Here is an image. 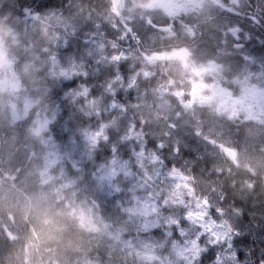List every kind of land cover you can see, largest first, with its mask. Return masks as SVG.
I'll list each match as a JSON object with an SVG mask.
<instances>
[{"label": "rangeland", "instance_id": "obj_1", "mask_svg": "<svg viewBox=\"0 0 264 264\" xmlns=\"http://www.w3.org/2000/svg\"><path fill=\"white\" fill-rule=\"evenodd\" d=\"M103 1L59 0L52 8L11 19L0 30V127L12 126L11 138H17L18 128L26 124L18 149L44 154L46 182L63 183L71 192L94 174L91 188L103 191L106 202L93 210L72 197L70 213L52 215L45 209L52 228L36 242L22 234V263L259 264L264 260V130L259 127L264 124V101L259 100L264 97V63L253 64L255 97L249 109L239 98L252 85L247 78L241 81L224 50L232 39L248 46L242 54L250 51L255 59L257 53L249 48H261L264 42L260 36H250L264 30L256 16L264 13V0H174L164 9L176 17L175 27L166 33L137 21L145 50L165 45H159L160 40L180 44L176 49L183 57L175 55L164 64L156 57L151 62L136 58L133 53L139 45L131 37L120 39L123 25L112 16L120 0L115 5L105 0V7ZM162 1L153 0L151 6L162 8ZM247 7L256 10L242 14ZM238 28L246 33L235 38L232 33ZM188 39L199 40L196 49L186 51L183 42ZM29 75L36 93L60 88L55 100L49 94L44 100L33 96L22 81ZM195 75L199 81L185 84L183 90L193 93L196 104L213 106L221 117L230 116L239 125L233 134L236 140L220 139L233 122L206 116L192 105L177 118L179 101L166 81ZM207 77L211 83H206ZM236 83L240 86L235 97ZM59 115L63 118L58 136L53 131L39 136L46 120L54 123ZM242 115L246 120L238 119ZM194 129L202 135L196 136ZM161 142L164 148L157 147ZM184 150L208 159L205 167L231 174L235 188L231 195L246 192L239 194L242 199L254 193L255 210L246 219L244 212L250 208L228 210L223 189L210 199L203 189L211 191V186L193 175L182 160ZM233 150L236 158L229 156ZM5 151L7 158L8 148ZM69 161L81 170L73 172ZM10 199L11 194L0 187V215Z\"/></svg>", "mask_w": 264, "mask_h": 264}, {"label": "clouds", "instance_id": "obj_2", "mask_svg": "<svg viewBox=\"0 0 264 264\" xmlns=\"http://www.w3.org/2000/svg\"><path fill=\"white\" fill-rule=\"evenodd\" d=\"M112 3L115 5L116 0H112ZM152 3L153 0H120L117 11L112 13L114 20H118L119 24L123 25V35L120 39L131 37L135 40L139 46L133 54L136 55L137 59L142 58L143 61L147 62H151L155 57L164 56L165 53L155 51L150 53L143 48L142 39L136 27L137 21L141 22L142 27L145 28L158 29L163 27L168 31H172L176 22V17L170 16L162 8L152 7ZM155 20H166L168 23L161 25L154 23ZM113 27H118V25L114 23ZM172 34L175 35L176 33L172 32ZM192 35L195 37L196 33L194 32ZM114 59L118 60L119 56L114 57ZM187 76H191V74L189 73ZM193 81L198 82L199 77H192L191 79L186 77L179 81L169 77L166 81L169 88L175 89L172 95L176 96L179 101L180 111L176 113L177 118L186 115L183 109L192 105L193 108H200L206 116L227 119L235 123L230 116L221 117L220 113L213 111V106L196 104L192 99L193 93L190 90H183L185 84L191 85ZM211 82L212 78L207 77L206 83ZM177 92L180 93L179 96H177ZM206 94H210L207 89ZM185 95L188 97L186 100L183 99ZM238 119L246 120V117L242 115ZM51 123V120H46L45 127L40 131L39 136L44 137L51 133L52 130L49 126ZM247 123L251 126L257 125L256 121H247ZM259 127L264 130V124H260ZM194 134L201 136L202 131L194 129ZM106 139L107 137H105ZM157 147L164 148L165 144L161 142ZM173 151L178 153L179 149L174 148ZM45 171H47V161L44 154L33 150L21 152L14 165L0 174V187L11 194L10 202L3 209L4 220L0 222V232L14 247L23 239V236H27L31 241L36 242L52 228V224L48 222V217L45 215V209H51L52 215L70 213L74 210L72 197H77L79 202L88 204L89 208L93 210L101 209L106 203L103 200L105 195L103 191H96L91 188V182L96 179L94 174L84 177L83 184L75 186L69 192L64 188L63 183L46 182V177L42 175ZM82 188L85 190L82 191ZM192 191L194 193L195 189ZM204 200L206 203L207 198L205 197ZM259 264H264V260H260Z\"/></svg>", "mask_w": 264, "mask_h": 264}, {"label": "trees", "instance_id": "obj_3", "mask_svg": "<svg viewBox=\"0 0 264 264\" xmlns=\"http://www.w3.org/2000/svg\"><path fill=\"white\" fill-rule=\"evenodd\" d=\"M59 0H0V30L3 29L7 24L10 23L11 19L14 18H20V16H23L26 12H41L46 9L52 8L54 6H57ZM102 4L105 7V2H102ZM97 7V5H96ZM17 51H21L20 49L16 48ZM20 55L19 53H17ZM32 79V80H31ZM24 82V86H27L29 90H31L33 96H36L37 98H41L42 100L46 99V95H50V98L55 100V94L56 92H60V88H58L55 91H51L48 94H44L41 91L34 92V89H31V85L34 82L32 75L26 76L22 80ZM51 99H47V102H49ZM77 118H81L80 115L76 116ZM63 115H59L57 120L50 125L51 130L55 134V136H58L59 127L62 123ZM28 123V121H27ZM18 137L17 138H11L12 137V126L10 125H3L0 127V174H2L3 171L9 170L14 163L17 161L18 156L20 155L21 151L18 149V143L20 142V138L24 135V133L27 130V126L23 128H18ZM13 148H12V147ZM8 148L7 154L8 157L5 158V150ZM25 150V147H23ZM19 150V151H18ZM98 154H101L98 152ZM2 158H5L3 160ZM101 160L104 158L102 156H99ZM182 160L184 163H187L191 172L193 175L200 181H204L206 184L211 186V191H207L203 189L205 194L209 196L210 199L215 200L217 197V194L219 193V185L222 184V189L227 192V196L225 199V204L230 211H234L236 208H252L255 200L253 197L254 193L247 194V197L244 198L239 196V194H246V192H237L235 195H231V191L235 192V188L233 186V180L234 178L230 179L231 174H220L215 170H212L211 168H207L206 170H202V166L200 164V157L195 154L192 151L184 150V156L182 157ZM209 171L211 173H209ZM241 178H243L242 175H240ZM245 179V178H244ZM27 183V181H26ZM249 212H244L245 219L248 217ZM4 220V214L3 216L0 215V222ZM246 224V221L244 220V225ZM244 225L239 227V230H244ZM70 233H67V236H69ZM71 240L76 242L73 235H71ZM21 244L19 242L14 247L9 240L3 235L2 232H0V264H23L22 258L23 255L20 252L21 251ZM105 250V249H104ZM104 251L100 252V256L102 259H106L103 253ZM122 264H128V262L121 261Z\"/></svg>", "mask_w": 264, "mask_h": 264}, {"label": "flooded vegetation", "instance_id": "obj_4", "mask_svg": "<svg viewBox=\"0 0 264 264\" xmlns=\"http://www.w3.org/2000/svg\"><path fill=\"white\" fill-rule=\"evenodd\" d=\"M174 0H163L162 1V8L163 9H167L169 4L173 3ZM103 2H106L105 0ZM153 6V5H152ZM255 8H251L250 10L248 9V7L243 11L242 14H248V12H252L255 11ZM245 12V13H244ZM256 16L259 20H261L263 22L262 25H264V13H256ZM165 31L163 33L168 32L167 29H164ZM257 32V36L256 35H252L250 37H257L259 38L262 37L264 42V30H258ZM242 33L245 34L246 32L241 30V29H236L233 33L232 36H235V38H237L238 34ZM202 36H199V38H201ZM199 40L196 39H188L185 40L183 43H185V47H186V51L189 48H197V42ZM229 45L225 47V53L228 54V62L232 65V67L235 69V71L241 76L242 80H245L246 78L248 79V83H251L252 87L249 91L248 94L244 95L242 98H239L241 101V104H244L247 108L251 109L253 106V99L255 97L254 91H253V75H252V68H253V64L258 67L261 66L264 63V45L260 47L258 46H253L249 49H251L252 51L257 53V56L255 57V59L253 58V54L252 52H248L246 55L242 54V51L244 49H248V46H246L245 44L240 45L239 42L236 44L235 41H232V39L228 40ZM165 44V45H163ZM159 45H163V46H156V47H146V50L150 48V52H163L165 53L164 56H160L163 57L164 60H162L160 63L164 64L165 62H170L172 60L175 59V55L178 56V58H182L183 57V52L181 50H177L176 47L180 46V44H176L174 43L173 40H165V41H159ZM163 47H166L163 50ZM186 51H185V56H186ZM167 53L170 55L167 56ZM159 58V57H158ZM226 58V57H225ZM195 77H199V75H195ZM221 80L224 82H227L228 79L225 77V74H221L220 76ZM240 81V82H241ZM239 83L235 84V88L233 91L234 96L236 97V93H238V88H239ZM202 90V88H200ZM260 102L264 101V97H260ZM237 126H239L237 123H229L226 127H225V132L228 133V135H220V139H229V140H236L237 138L233 137V134H235L236 128ZM205 141L207 143L212 144V147H216L218 142H215L214 139H209V138H205ZM214 141V142H213ZM234 146V145H231ZM230 146V147H231ZM223 150H227L228 147H222ZM229 156L231 158H236V153L233 150L232 152H229ZM208 159L202 158L200 157V164L202 166V170L205 171L206 167L205 164L207 162ZM240 175L243 176V173L240 171ZM219 190H222V184L219 185ZM255 209L252 207L250 208L249 213H252V211H254Z\"/></svg>", "mask_w": 264, "mask_h": 264}, {"label": "water", "instance_id": "obj_5", "mask_svg": "<svg viewBox=\"0 0 264 264\" xmlns=\"http://www.w3.org/2000/svg\"><path fill=\"white\" fill-rule=\"evenodd\" d=\"M162 30H164V29H162ZM160 59L163 60V57H161ZM72 166H73V163H72ZM78 170H80V168H78V169L74 168V171H78Z\"/></svg>", "mask_w": 264, "mask_h": 264}, {"label": "bare ground", "instance_id": "obj_6", "mask_svg": "<svg viewBox=\"0 0 264 264\" xmlns=\"http://www.w3.org/2000/svg\"><path fill=\"white\" fill-rule=\"evenodd\" d=\"M199 31H200V30H199ZM204 33H205V32H204ZM204 33H203V34H204ZM204 38H205V37H204ZM201 43H203V41H202Z\"/></svg>", "mask_w": 264, "mask_h": 264}]
</instances>
